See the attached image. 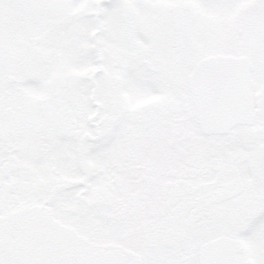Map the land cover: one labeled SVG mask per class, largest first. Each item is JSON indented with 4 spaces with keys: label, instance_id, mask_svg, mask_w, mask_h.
I'll return each instance as SVG.
<instances>
[{
    "label": "snow or ice",
    "instance_id": "obj_1",
    "mask_svg": "<svg viewBox=\"0 0 264 264\" xmlns=\"http://www.w3.org/2000/svg\"><path fill=\"white\" fill-rule=\"evenodd\" d=\"M0 264H264V0H0Z\"/></svg>",
    "mask_w": 264,
    "mask_h": 264
}]
</instances>
